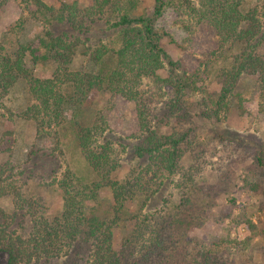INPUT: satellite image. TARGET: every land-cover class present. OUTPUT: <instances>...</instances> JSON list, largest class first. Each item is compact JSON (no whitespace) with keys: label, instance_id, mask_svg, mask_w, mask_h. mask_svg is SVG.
Instances as JSON below:
<instances>
[{"label":"rangeland","instance_id":"1","mask_svg":"<svg viewBox=\"0 0 264 264\" xmlns=\"http://www.w3.org/2000/svg\"><path fill=\"white\" fill-rule=\"evenodd\" d=\"M42 1L55 7V16L38 13L35 0H0V45L4 53L15 54L21 45L39 46L38 37L53 39L57 45L56 39L61 37L69 46L76 47L70 62L55 60L54 57H58L56 47L51 48L48 61L37 63L27 51L25 67L32 76L50 78L58 68H61L59 73H64L65 69L97 73L100 65L93 60V54L101 45L106 49L107 67H119L115 52L123 40L120 28L114 26L120 19L119 10L108 6L103 14L90 16L87 10L95 12V9L91 11L95 8V0ZM169 1L163 14L155 19L154 27L170 35L165 37L164 45L174 60L181 59L190 70L196 69L200 61L208 63L200 67L203 74L199 86L207 90L203 94L209 103L222 85L219 73L231 67L233 57L230 52L226 56L210 57L213 45L206 31L208 23L200 25L197 14L186 8H175L173 3L183 0ZM190 1L198 6L199 0ZM250 3L252 6L256 0ZM154 5V0H140L133 13L152 16ZM40 49L48 52L42 46ZM125 74L118 87L135 100L119 92L94 91L87 101L86 91H77L67 83L60 86L67 102L59 116L53 109L47 114L26 80L20 78L9 86L0 79V168L14 179L16 186L0 197L3 224L9 230L30 237L37 221L60 215L64 193L58 179L68 170L78 176L84 186L94 185L95 173L84 150L77 144L76 123L92 127L99 119V130L93 129L91 140L99 148L102 144L106 149L109 147L111 162L118 164L111 178L137 179L152 192L147 203L144 202L147 196L141 192L126 199L122 220L114 227L115 249H120L138 229L137 216L144 219L156 211L175 212L184 194L203 186L217 189L218 196L201 228L193 229L190 237L211 246L213 242L224 243L230 252L237 253L234 264H264V162L258 159L260 156L264 161V113L258 107L257 78L244 75L235 89L244 99L245 113L238 108L240 100L235 94L230 98L228 114L220 120L203 118L199 113L204 106L197 103L202 100V92H189L185 96L189 116L183 120L179 117L182 111L168 116L170 104L175 99L170 85L128 70ZM158 74L164 78L167 71L161 69ZM121 78L119 76L117 81ZM139 110L145 112L144 117L149 114L144 127L139 120ZM148 126L158 130L159 135L187 133L182 143L185 151L174 172L155 170L147 155L138 156L136 146L142 144ZM222 135L228 141H222ZM97 191L96 194L88 193L91 198L86 200L87 207L104 210V216L111 218L115 204L111 188L104 186ZM144 228V235L139 234L136 239L137 246L149 238L152 226ZM80 242L79 238L68 255L51 257L45 254L40 263L86 264V257L81 258V255L89 251L83 249L79 253ZM7 256L4 253L2 261Z\"/></svg>","mask_w":264,"mask_h":264},{"label":"trees","instance_id":"2","mask_svg":"<svg viewBox=\"0 0 264 264\" xmlns=\"http://www.w3.org/2000/svg\"><path fill=\"white\" fill-rule=\"evenodd\" d=\"M251 1L253 0H199L198 6L190 0L173 3L178 10L186 8L197 14L200 25L203 22L208 23L206 31L210 33L209 40L213 45L210 57L226 56L229 52L233 57L231 67L224 68L219 73L222 85L220 90L216 91V95L210 98L209 103L203 94L207 90L199 86L203 74L200 67L202 65L206 67L208 63L200 61L196 69L190 70L181 59L174 60L164 45L165 37L170 35L159 32L154 27L155 19L163 14L166 5L171 2L169 0H154L152 16L134 15L133 12L140 0H95V8L91 9V11L95 9V12L90 13L87 10L90 16L103 14L108 6L119 10L117 13L120 19L114 23V26L120 28L123 40L122 46L115 52L117 62L120 64L118 68L107 67L106 49L101 45L93 54V60L100 65L97 73L72 72L68 69H65L64 73H59L61 68H58V73L50 78H36L25 67L24 55L27 51L31 53L34 63H37L48 61L51 57L49 54L51 48L56 47L58 57L55 56V60L68 63L70 55L76 50L75 45L69 46L61 37L56 39L57 45L53 39L51 41L47 37H38L39 46L21 45L15 54L4 53V48L0 45V79L9 86L14 85L20 78L26 80L31 84L32 91L47 114L53 109V113L59 116L67 102L65 95L60 91V86L67 83L72 84L77 91H86L87 101L94 91L119 92L127 98H132L123 88L118 87V83L123 81L128 70L136 72L138 76L152 77L155 81L173 88L175 99L170 104L171 113L168 116L173 117L177 111H182L179 117L186 120L189 115L185 96L189 92L198 94L202 92V100L197 103L204 108L199 115L206 119L220 120L222 116L228 114L230 98L235 94L240 100L238 108L245 113L244 99L235 89L241 78L249 75L257 78L260 97L258 107L259 111L264 113V0H256L252 6ZM35 3V10L38 13L55 16V7L47 5L42 0H35ZM60 19L63 20L62 17ZM40 46L48 52L41 51ZM234 48L237 50L232 52ZM161 69L167 71L164 78L158 74ZM119 76L122 78L117 81ZM36 109L39 110L37 106ZM144 114L145 112L141 113L139 110L138 116L142 127L149 115L146 113L144 117ZM94 124L92 127L91 125L81 127L76 123L77 144L84 150L95 173L94 185L84 186V182L78 176L70 170L66 171L63 177L58 179V185L64 193L63 211L52 219L42 218L37 221L30 237L23 236L16 230H9L2 222L4 213L0 208V264H41L40 261L45 254L51 257L63 253L68 255L79 238L81 241L79 253H82L83 249L89 251L87 255L84 253L81 255V258L86 257V264H234V256L237 253L230 252L224 243L213 242L211 246L189 235L193 229L201 228L206 214L212 210L218 196L217 189L203 186L195 187L190 193L184 194L175 212L156 211L151 217L144 219L137 216L138 229L126 239V243L121 244L120 249H115L114 227L122 220L126 199L141 192V195L147 196L144 201L147 203L152 192L145 188L144 182L137 179L120 181L111 178L110 174L118 164L111 162V155L107 152L109 147L106 149L103 144H99V148L98 144L91 140L94 131L99 130V119ZM146 132L142 144L136 146L138 156L147 155L153 167H156L155 170L166 169L174 172L184 154L182 143L187 133L159 135L158 130L150 126L146 128ZM221 140L228 141V138L222 135ZM258 159L264 162L260 156ZM5 172L0 168V197L16 187L14 179L8 177ZM104 186L111 188L115 202L111 218L104 216V210L88 208L86 205V200L91 198L88 197V193L96 194L97 190ZM231 200L235 202V199ZM144 226H152L149 238L137 246L136 239L139 234L144 235L146 230L143 229ZM231 248L239 251L237 247ZM4 253L8 256L2 261Z\"/></svg>","mask_w":264,"mask_h":264}]
</instances>
